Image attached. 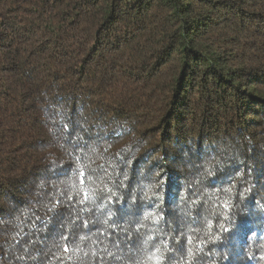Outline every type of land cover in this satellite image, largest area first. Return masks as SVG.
<instances>
[{
	"label": "trees",
	"instance_id": "obj_1",
	"mask_svg": "<svg viewBox=\"0 0 264 264\" xmlns=\"http://www.w3.org/2000/svg\"><path fill=\"white\" fill-rule=\"evenodd\" d=\"M158 260L264 264V0H0V264Z\"/></svg>",
	"mask_w": 264,
	"mask_h": 264
},
{
	"label": "snow or ice",
	"instance_id": "obj_2",
	"mask_svg": "<svg viewBox=\"0 0 264 264\" xmlns=\"http://www.w3.org/2000/svg\"><path fill=\"white\" fill-rule=\"evenodd\" d=\"M209 174H211V173H209ZM224 207L227 209V207H228V204L227 203H225L224 204ZM222 228H223V230L225 231V232H227L229 229L228 228H226V227H223V226H221ZM189 243H191V239L189 238V241H188ZM68 249L66 248L65 249V251H67ZM189 255H191V253H189ZM158 264H159V260H158Z\"/></svg>",
	"mask_w": 264,
	"mask_h": 264
}]
</instances>
